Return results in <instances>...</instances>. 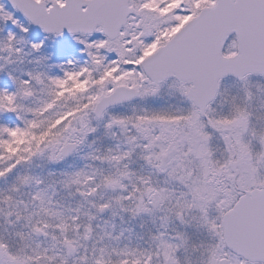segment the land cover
Returning <instances> with one entry per match:
<instances>
[{
  "label": "snow or ice",
  "instance_id": "1",
  "mask_svg": "<svg viewBox=\"0 0 264 264\" xmlns=\"http://www.w3.org/2000/svg\"><path fill=\"white\" fill-rule=\"evenodd\" d=\"M258 110L264 0H0V264H264Z\"/></svg>",
  "mask_w": 264,
  "mask_h": 264
},
{
  "label": "rangeland",
  "instance_id": "2",
  "mask_svg": "<svg viewBox=\"0 0 264 264\" xmlns=\"http://www.w3.org/2000/svg\"><path fill=\"white\" fill-rule=\"evenodd\" d=\"M256 116L264 117V111H262V110H258V111H256ZM259 122H264V120L259 121ZM137 223H138V222H137Z\"/></svg>",
  "mask_w": 264,
  "mask_h": 264
}]
</instances>
